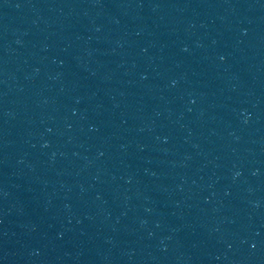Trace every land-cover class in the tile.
<instances>
[{
    "label": "water",
    "instance_id": "obj_1",
    "mask_svg": "<svg viewBox=\"0 0 264 264\" xmlns=\"http://www.w3.org/2000/svg\"><path fill=\"white\" fill-rule=\"evenodd\" d=\"M0 264H264V0H0Z\"/></svg>",
    "mask_w": 264,
    "mask_h": 264
}]
</instances>
